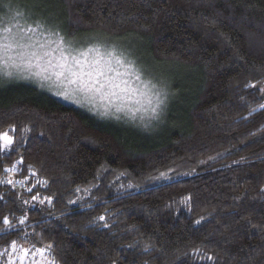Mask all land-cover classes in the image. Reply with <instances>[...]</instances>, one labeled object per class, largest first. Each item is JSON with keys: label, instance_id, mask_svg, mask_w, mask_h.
<instances>
[{"label": "trees", "instance_id": "1", "mask_svg": "<svg viewBox=\"0 0 264 264\" xmlns=\"http://www.w3.org/2000/svg\"><path fill=\"white\" fill-rule=\"evenodd\" d=\"M17 11L66 41L136 43L131 60L155 85L147 69L166 73L180 107L168 129L123 135L0 77V133L14 138L0 253L15 241L51 245L53 264H264V94L246 87L264 82V0L0 2V18Z\"/></svg>", "mask_w": 264, "mask_h": 264}, {"label": "snow or ice", "instance_id": "2", "mask_svg": "<svg viewBox=\"0 0 264 264\" xmlns=\"http://www.w3.org/2000/svg\"><path fill=\"white\" fill-rule=\"evenodd\" d=\"M2 2V0H0ZM21 13L17 12V16ZM16 27L17 31H13ZM43 25L37 24L35 28L24 29L18 25L13 24L9 26V21L0 18V61H2V68H0V75H5L8 77H13L14 75L22 76L23 78L35 77L40 81L41 87L47 85L50 89L55 88V95L60 96L62 99L69 101L77 106L91 105L96 107V103L99 101L104 111L100 113L101 116H107L109 114V108L115 107L116 112L125 111V105L117 104V100H124L126 97L131 99L135 96L138 89L132 88L129 85L128 80L120 79L122 76L132 74L135 76L137 81L140 80V75L136 73H130L129 69H126L124 73L117 72L115 76H108L107 71H111V68L105 69V65L101 64L99 59H95L91 62V71H85V62L72 57L71 60L69 56L64 55L63 48V37L58 34L56 40H48L46 43H39V41L33 42V35L37 29H42ZM31 34V35H30ZM51 44H55V48H50ZM37 45L39 49H49L44 51L35 50ZM30 49H32L30 51ZM59 51V57L53 58L52 53ZM92 51V49H89ZM12 53H15L13 55ZM82 56H87V53H81ZM48 59H45V58ZM55 59V62L53 60ZM108 62H105L107 64ZM117 64H121V61L117 60ZM121 66H123L121 64ZM6 69H12V71H5ZM27 73V76H23ZM260 86V91L264 93V82L257 81L256 83L250 82L246 85L248 88H256ZM166 87V86H164ZM140 95H146L143 91H140ZM167 93L163 90H158L156 93L155 106L151 108L153 117L155 118L158 109L164 105ZM139 103L140 101H136ZM151 104V100H149ZM260 108L264 109V104L260 105ZM258 109L253 108L252 111L256 112ZM131 113L132 118H135V111H140L136 109H127ZM14 131V129H13ZM14 145L13 136L9 135V132L0 133V152L12 150ZM22 163V161H19ZM8 171V169H6ZM160 176L166 177L165 173H161ZM10 182V181H9ZM32 189H29L31 191ZM33 200H41L39 195H34ZM49 202L51 199L48 198ZM100 220L105 218L101 216ZM3 225L12 227L7 217L2 221ZM20 223L23 224L24 220L21 219ZM199 223V221H197ZM12 253L16 254V259L21 262L26 257L36 256L37 254L43 256L45 251L51 248V245H46L44 247H36L32 245L31 247L25 249L23 245L18 244L13 241L10 244ZM11 253L7 252L0 253V256ZM212 259V257H208ZM10 264H15V259L10 262ZM39 264V261H36Z\"/></svg>", "mask_w": 264, "mask_h": 264}, {"label": "rangeland", "instance_id": "3", "mask_svg": "<svg viewBox=\"0 0 264 264\" xmlns=\"http://www.w3.org/2000/svg\"><path fill=\"white\" fill-rule=\"evenodd\" d=\"M18 12V11H17ZM17 12L9 15V17H5L4 20L9 21V26L13 24L18 25L24 29L29 27L35 28L36 25L31 23H26L25 21L27 18L24 16L23 12L21 15L17 16ZM26 19V20H25ZM29 21V20H28ZM30 22V21H29ZM13 31H17V28L14 27ZM31 35V34H30ZM57 36L53 33L52 30L47 29L43 26L42 29H37L35 34L33 35V42L39 41V43L43 44L46 43L48 40H56ZM64 40V39H63ZM97 41V40H96ZM93 42V43H92ZM88 43L87 38L75 40V41H66L64 40L63 48H64V55L69 56L71 60L72 57H76L77 59L85 62V71H91V62L95 59H99L101 64L105 65V69L111 68V71H107L106 74L108 76H115L117 72L124 73L126 69L130 70V73H136L140 75V80L137 81L135 76L132 74L122 76L120 79L128 80L129 85L132 88L138 89L137 93L131 99L127 97L124 100H117V104L125 105V111L116 112L115 107L109 108V114L107 116H101L100 113L104 111V108L101 106V103L98 101L96 103V107H92L91 105L86 106H77L69 101L62 99L60 96L54 94L56 91L55 88H49L47 85L41 87L40 81L35 78H23L22 76L14 75L13 77H8L5 75H0L3 79H14L17 81L27 82L30 83L37 88L47 92L48 94L52 95L56 100L60 101L63 104L71 106L72 108L86 111L88 113L97 116L98 118H105L104 120L110 122L113 127L118 130L119 132L124 134H135L139 133L140 135H148L154 134L156 130L159 128L168 129L170 125L167 123L169 121L170 116L173 113L175 114L177 109L180 107L177 103L178 94L176 92H172L170 84L168 80L165 78V74H161L157 71L147 69L148 73H156L157 78L159 81V86L155 85L153 81L148 79L144 76L136 64L131 59H137L141 63L140 60L144 58V53L141 50V47L138 46L136 43H131L128 41H117L116 45L120 50H118L115 46L109 44H103L102 42H95L94 39L91 41L90 44ZM50 48H55V44H51ZM92 49V51H89ZM32 49H30L31 51ZM38 51H44L49 49H39V45H37L36 49ZM81 53H87V56H82ZM15 55V53H12ZM60 52L57 50L52 53V57L56 58L59 57ZM45 59H48L47 57ZM121 61V64H117L116 61ZM55 62V59L53 60ZM105 62H108L105 64ZM0 68H2V61H0ZM5 71H12V69H6ZM151 72V73H150ZM27 73H24L23 76H27ZM166 86V87H164ZM163 90L167 93L166 97H162L165 99V103L158 109L157 115L154 118L151 108L155 106L156 101V93L158 90ZM140 91H143L146 95L141 96ZM264 94V93H263ZM140 101L137 103L136 101ZM151 100V104L149 103ZM132 109L135 111L136 109H140V111H135V118H132L131 113L127 111V109ZM167 123V124H166ZM133 136V135H132ZM139 136V135H138ZM140 137V136H139ZM26 247L25 249H27ZM8 256V260L6 264H10L12 260L15 259V264H36V261H39V264H53V262L47 257L46 251L43 256L36 255V256H29L26 257L23 262L19 259H16V254L12 253Z\"/></svg>", "mask_w": 264, "mask_h": 264}]
</instances>
